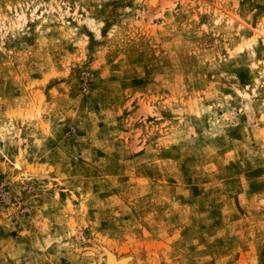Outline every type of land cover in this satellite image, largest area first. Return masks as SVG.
<instances>
[{
    "label": "rangeland",
    "instance_id": "1",
    "mask_svg": "<svg viewBox=\"0 0 264 264\" xmlns=\"http://www.w3.org/2000/svg\"><path fill=\"white\" fill-rule=\"evenodd\" d=\"M262 58L264 0H0V264H264Z\"/></svg>",
    "mask_w": 264,
    "mask_h": 264
},
{
    "label": "snow or ice",
    "instance_id": "2",
    "mask_svg": "<svg viewBox=\"0 0 264 264\" xmlns=\"http://www.w3.org/2000/svg\"><path fill=\"white\" fill-rule=\"evenodd\" d=\"M245 47H247V45H245ZM243 50H244L243 48H237L236 51H235V53H229V57H225V58H230L231 56L237 55L238 53L243 52ZM213 59H215V57H213ZM261 64L264 65V58L261 59ZM213 67L214 68L216 67V64L215 63H213ZM252 67H253V69H255L257 67V64L256 63H253L252 64ZM220 74L223 75V72H221ZM262 110H264V108H262ZM194 115L196 117H199L200 116V113L199 112H196V113H194ZM261 119L264 120V116H262ZM194 128H195V131H193V129H189L188 130L190 135H197L199 133L198 126H196L194 124Z\"/></svg>",
    "mask_w": 264,
    "mask_h": 264
},
{
    "label": "bare ground",
    "instance_id": "3",
    "mask_svg": "<svg viewBox=\"0 0 264 264\" xmlns=\"http://www.w3.org/2000/svg\"><path fill=\"white\" fill-rule=\"evenodd\" d=\"M149 1H150V2H154V0H149ZM108 258H109V257H108ZM109 259H110V262H109V263H111V262L113 263V261H114V260L112 259V257H111V256H110V258H109Z\"/></svg>",
    "mask_w": 264,
    "mask_h": 264
}]
</instances>
